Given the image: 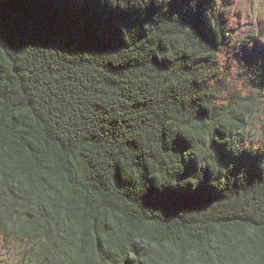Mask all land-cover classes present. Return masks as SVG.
Listing matches in <instances>:
<instances>
[{"label": "trees", "instance_id": "1", "mask_svg": "<svg viewBox=\"0 0 264 264\" xmlns=\"http://www.w3.org/2000/svg\"><path fill=\"white\" fill-rule=\"evenodd\" d=\"M187 4L171 0L180 21L146 26L133 46L119 26L138 17L102 0H0V244H32L21 264H264V177L210 197L133 194V175L222 173L264 107L256 32L206 27ZM221 50L250 91L225 97ZM171 72L180 83L164 87Z\"/></svg>", "mask_w": 264, "mask_h": 264}, {"label": "clouds", "instance_id": "2", "mask_svg": "<svg viewBox=\"0 0 264 264\" xmlns=\"http://www.w3.org/2000/svg\"><path fill=\"white\" fill-rule=\"evenodd\" d=\"M102 2L109 13L138 17L137 22L130 26H119V39L123 45H136L146 35V26L154 27L161 21H180V13H172L169 18L168 6L171 0H102ZM199 4L200 0H188L183 12L185 14L199 12L206 27H209V22L215 19L223 24L231 22L238 29L243 20L245 26L257 34L258 40L252 42L256 45L254 51L264 48V43L259 42L264 41V0H204L203 7H198ZM149 8L157 11L151 15L150 22H144ZM144 55L151 56L152 52L145 47ZM218 56V71L225 89V97H230L246 88L250 91L253 88L249 83L250 77L241 76L238 65H230L232 51L221 50ZM255 67L259 73V88L264 89L261 86V81L264 80V58L257 57ZM160 80L164 87L180 83L176 79L175 72L163 74ZM183 99L188 98L183 97ZM245 119L247 123L237 128L238 136L235 141L230 147L225 148V162L220 163L222 173H212L204 168L197 174L192 167V175L187 177L184 176L185 171L176 175H159L155 171L152 174L133 175L131 180L139 181L138 184H132L135 189L133 194L145 196H149L150 193L158 194L161 185H164L169 191L183 192L186 197H191L192 193H197V190L202 196L210 197L216 195L221 188L236 186L242 180L248 181L253 173L264 177V107L246 116ZM241 160L248 163L238 167V162ZM31 248L32 244L26 241L20 243L9 237L6 242L0 244V264H21Z\"/></svg>", "mask_w": 264, "mask_h": 264}]
</instances>
